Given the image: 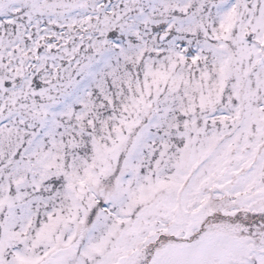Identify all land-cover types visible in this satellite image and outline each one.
Segmentation results:
<instances>
[{
  "label": "snow or ice",
  "instance_id": "obj_1",
  "mask_svg": "<svg viewBox=\"0 0 264 264\" xmlns=\"http://www.w3.org/2000/svg\"><path fill=\"white\" fill-rule=\"evenodd\" d=\"M0 264H264V0H0Z\"/></svg>",
  "mask_w": 264,
  "mask_h": 264
}]
</instances>
